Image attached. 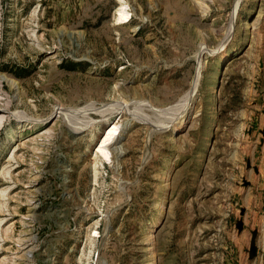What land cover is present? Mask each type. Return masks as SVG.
<instances>
[{
    "label": "rangeland",
    "instance_id": "374dc122",
    "mask_svg": "<svg viewBox=\"0 0 264 264\" xmlns=\"http://www.w3.org/2000/svg\"><path fill=\"white\" fill-rule=\"evenodd\" d=\"M0 264H264V0H0Z\"/></svg>",
    "mask_w": 264,
    "mask_h": 264
},
{
    "label": "bare ground",
    "instance_id": "6f19581e",
    "mask_svg": "<svg viewBox=\"0 0 264 264\" xmlns=\"http://www.w3.org/2000/svg\"><path fill=\"white\" fill-rule=\"evenodd\" d=\"M118 15H119V19H122L123 21L121 22H128L127 18H128V13L126 12H122L121 10L118 11ZM107 131L105 134L101 135L100 138V142L99 144L96 146V153H100L101 156H103L104 158H106L107 160H110V151H109V147L111 145V143L114 141V139L116 138V136L119 134L118 130V122L113 123L111 126H107L106 127ZM105 132V131H104Z\"/></svg>",
    "mask_w": 264,
    "mask_h": 264
},
{
    "label": "water",
    "instance_id": "95a60500",
    "mask_svg": "<svg viewBox=\"0 0 264 264\" xmlns=\"http://www.w3.org/2000/svg\"><path fill=\"white\" fill-rule=\"evenodd\" d=\"M256 253V245L254 243L251 244V255Z\"/></svg>",
    "mask_w": 264,
    "mask_h": 264
}]
</instances>
